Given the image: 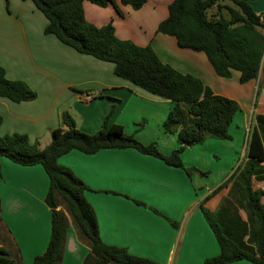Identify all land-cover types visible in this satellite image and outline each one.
Here are the masks:
<instances>
[{"label":"crops","instance_id":"1","mask_svg":"<svg viewBox=\"0 0 264 264\" xmlns=\"http://www.w3.org/2000/svg\"><path fill=\"white\" fill-rule=\"evenodd\" d=\"M173 1L148 0L138 11L121 0L105 8L85 1L83 8L89 23L97 27L113 24L119 39L150 45L163 63L198 77L216 94L236 100L241 111L230 133L237 125L247 137L253 116L264 115V59L257 80L237 86V71L230 79L218 77L203 53L180 49L174 37L157 33ZM242 1L264 21V0ZM47 24L32 1L9 0L6 4L0 0V66L8 79L23 81L37 93L35 100L22 103L0 97V135L24 134L44 149L53 141L57 128L67 129L62 121L65 112L72 115L79 130L94 134L113 108L110 123L122 125L125 133L139 142L156 143L165 156L180 147L177 135L164 129L171 101L118 77L112 63L81 54L54 35L45 34ZM259 85L263 98L258 108L253 95ZM221 143L225 141L208 139L203 145ZM196 147L181 154L185 167H199L198 157L202 158L204 149L199 153ZM58 163L87 185L85 197L96 212L104 243L127 248L131 254L158 264H204L220 254L216 236L200 208L216 189L208 180L189 177L183 169L133 148L102 149L92 155L73 150ZM49 188L50 179L42 165L22 166L5 157L0 159V248L20 252L22 264H34L49 245ZM215 203L216 196L206 207L215 211ZM68 218L62 264H83L89 248L80 242ZM231 264L253 263L240 260Z\"/></svg>","mask_w":264,"mask_h":264},{"label":"trees","instance_id":"2","mask_svg":"<svg viewBox=\"0 0 264 264\" xmlns=\"http://www.w3.org/2000/svg\"><path fill=\"white\" fill-rule=\"evenodd\" d=\"M30 1L48 20L45 34L54 35L81 54L112 63L118 77L171 101L173 107L164 122V129L177 135L180 144L170 155H163L156 143L143 144L126 134L122 125L111 124L113 108L102 128L94 134L79 130L72 115L65 112L62 121L67 129L57 128L53 141L44 149L24 134L0 135V159L5 157L22 166L42 165L50 179L46 203L52 210V234L47 250L34 259V264H62L70 226L68 215L80 242L89 248L83 264H158L131 254L127 248L102 241L96 212L85 197L87 185L70 168L61 166L58 159L73 150L92 155L102 149L133 148L183 169L189 177L194 174L207 177L209 171L185 167L181 154L208 139L232 140L230 128L241 107L236 100L216 94L198 77L181 73L163 63L150 45L139 46L130 40L119 39L113 24L97 27L87 21L83 8L85 1L105 8L115 6V0ZM147 1L121 0V3L138 11ZM157 33L174 37L180 49L203 53L220 78L230 79L237 71L240 73L239 82L245 84L259 77L264 59V21L245 1L174 0ZM261 88L259 85L257 96ZM0 97L22 103L35 100L37 93L23 81L8 79L5 69L0 66ZM2 123L0 116V127ZM245 159L238 191L251 221L249 241L256 244V248L243 242V238L234 237L206 207L209 200L228 186L234 173L200 203L221 250L218 256L204 264H231L240 260L264 264V189L254 188V181L264 183L263 114L253 116ZM1 214L0 198V223ZM171 224L177 226L175 222L171 221ZM0 264H22L20 252L16 254L0 248Z\"/></svg>","mask_w":264,"mask_h":264},{"label":"rangeland","instance_id":"3","mask_svg":"<svg viewBox=\"0 0 264 264\" xmlns=\"http://www.w3.org/2000/svg\"><path fill=\"white\" fill-rule=\"evenodd\" d=\"M224 4L229 5L230 3ZM230 5L233 4L231 3ZM235 84L241 86L238 80L235 81ZM257 90L258 88H256L255 94L253 95V102L256 101V104L258 102L257 106L259 108V103L263 96H261V90L260 94L257 96ZM242 133L240 127L233 125L231 130L233 137L232 140L225 141V143H221L223 145L215 147L203 145L204 143L198 145V147H196L197 149H195L196 152L201 153V150L203 149L204 152L201 154L202 158L198 157L201 163L197 169L202 172L209 171V175L207 177L200 176L199 174L194 175L196 177L204 178V180H208L207 182L209 185L218 187L235 173L234 178L229 182L228 186L216 195V209L213 211L214 217L216 219L218 218L226 227H228L234 237L238 239L243 238V242L256 248V244L250 243L251 241H249L251 221L247 216L244 209L243 199L238 191L240 172L246 160L245 153L248 137L242 136ZM208 150H210L212 157H208ZM254 188L264 189V183L254 181ZM243 220H245V222ZM235 226L240 228L241 231L239 232Z\"/></svg>","mask_w":264,"mask_h":264},{"label":"built area","instance_id":"4","mask_svg":"<svg viewBox=\"0 0 264 264\" xmlns=\"http://www.w3.org/2000/svg\"><path fill=\"white\" fill-rule=\"evenodd\" d=\"M261 20L263 21V18Z\"/></svg>","mask_w":264,"mask_h":264}]
</instances>
